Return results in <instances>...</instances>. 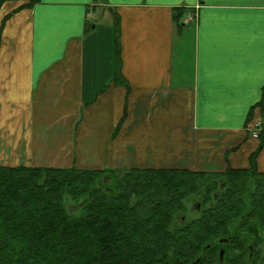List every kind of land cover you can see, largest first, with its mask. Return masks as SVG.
I'll use <instances>...</instances> for the list:
<instances>
[{
  "label": "crops",
  "instance_id": "1",
  "mask_svg": "<svg viewBox=\"0 0 264 264\" xmlns=\"http://www.w3.org/2000/svg\"><path fill=\"white\" fill-rule=\"evenodd\" d=\"M23 4L0 9V27L11 14L0 29V166H249L262 120L256 107L248 122L263 98L264 0ZM256 164L264 173V142Z\"/></svg>",
  "mask_w": 264,
  "mask_h": 264
},
{
  "label": "trees",
  "instance_id": "2",
  "mask_svg": "<svg viewBox=\"0 0 264 264\" xmlns=\"http://www.w3.org/2000/svg\"><path fill=\"white\" fill-rule=\"evenodd\" d=\"M37 1L0 0V9ZM184 11L175 9V20ZM118 54L115 84L123 83ZM262 94L248 119L257 107L259 145L247 168L0 166V264H264V173L256 164L264 87Z\"/></svg>",
  "mask_w": 264,
  "mask_h": 264
},
{
  "label": "rangeland",
  "instance_id": "3",
  "mask_svg": "<svg viewBox=\"0 0 264 264\" xmlns=\"http://www.w3.org/2000/svg\"><path fill=\"white\" fill-rule=\"evenodd\" d=\"M68 202H69V200L66 199V200H65V203H66V205L68 204V208H69L70 213L75 214L76 211H75L74 207L72 206L71 202H69V203H68ZM189 207H190V206H189ZM190 213H192V216L195 215V213L193 214L191 208H190Z\"/></svg>",
  "mask_w": 264,
  "mask_h": 264
},
{
  "label": "built area",
  "instance_id": "4",
  "mask_svg": "<svg viewBox=\"0 0 264 264\" xmlns=\"http://www.w3.org/2000/svg\"><path fill=\"white\" fill-rule=\"evenodd\" d=\"M260 126H261L260 124H257V125H256V130H255V132L252 134L253 137H255V138L257 137V135H258V131L260 130Z\"/></svg>",
  "mask_w": 264,
  "mask_h": 264
},
{
  "label": "water",
  "instance_id": "5",
  "mask_svg": "<svg viewBox=\"0 0 264 264\" xmlns=\"http://www.w3.org/2000/svg\"><path fill=\"white\" fill-rule=\"evenodd\" d=\"M222 255H223V251L220 250V252H219V259H220V261H222ZM198 261H199V259H197L195 262H198Z\"/></svg>",
  "mask_w": 264,
  "mask_h": 264
},
{
  "label": "flooded vegetation",
  "instance_id": "6",
  "mask_svg": "<svg viewBox=\"0 0 264 264\" xmlns=\"http://www.w3.org/2000/svg\"><path fill=\"white\" fill-rule=\"evenodd\" d=\"M220 250H221V249L218 250V253H219ZM250 250H251V249H249V251H250ZM222 251H223V250H222ZM223 252H224V251H223Z\"/></svg>",
  "mask_w": 264,
  "mask_h": 264
}]
</instances>
